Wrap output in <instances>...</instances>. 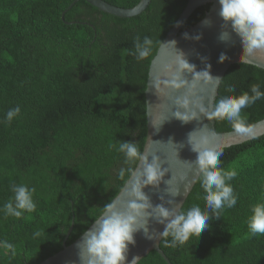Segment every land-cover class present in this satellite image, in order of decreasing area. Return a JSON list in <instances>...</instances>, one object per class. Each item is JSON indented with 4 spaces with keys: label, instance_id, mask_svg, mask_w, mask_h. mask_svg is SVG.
Segmentation results:
<instances>
[{
    "label": "trees",
    "instance_id": "1",
    "mask_svg": "<svg viewBox=\"0 0 264 264\" xmlns=\"http://www.w3.org/2000/svg\"><path fill=\"white\" fill-rule=\"evenodd\" d=\"M0 0V264H40L72 244L102 214L129 179L147 137L146 87L158 48L189 0H152L134 17L101 11L86 0ZM131 8L140 0H105ZM211 3L198 7L183 29L201 21ZM67 10V11H66ZM66 11L63 18L62 14ZM151 40L138 59L137 38ZM264 94V69L236 63L217 96ZM19 115L6 120L10 109ZM252 124L264 119V96L241 110ZM218 131L234 130L216 118ZM138 155L127 158L121 143ZM220 169L237 203L209 210V227L184 245L164 237L172 264H264V234L248 227L252 209L264 203V135L220 149ZM198 179L181 211L202 209ZM34 189L36 205L17 218L4 213L14 203L12 187ZM137 264H168L155 250Z\"/></svg>",
    "mask_w": 264,
    "mask_h": 264
},
{
    "label": "water",
    "instance_id": "2",
    "mask_svg": "<svg viewBox=\"0 0 264 264\" xmlns=\"http://www.w3.org/2000/svg\"><path fill=\"white\" fill-rule=\"evenodd\" d=\"M76 1L78 0L69 8ZM86 1L111 15L129 18L144 12L152 0H140L131 8H122L105 0ZM206 3H211V7L204 18L194 26L182 30L191 14ZM220 7L219 0H189L150 64L145 91L147 137L141 155L143 159L140 157L133 173L113 199L119 200L121 209L126 208L128 202L135 199L129 193L132 192L133 182L139 179L146 202L150 205L147 212L151 215L148 216L145 227L135 233L134 243L128 248L126 264H130L134 257H137V264L153 250L168 264H172L161 249L164 237L160 233L164 231L165 225L158 222L153 209L163 206L180 212L200 178L201 172L195 163L197 152L193 151L189 142L190 135L204 134L210 139L214 137L219 150L264 135V119L249 124L254 128L253 138L237 134L234 130L218 131L216 119L211 115L215 110L221 82L231 65L248 63L264 69V55L249 57L247 62L242 60L243 47L240 38L231 25L225 24L220 17ZM66 11L62 14L63 18ZM224 33H227V36L222 39ZM178 58L191 65V71L179 70L176 62ZM166 63L169 67L164 70ZM204 71H208L213 79L207 83L201 79L196 89L189 93L188 88L195 81V73ZM174 77L183 81V85L178 89L171 86L170 82ZM157 81L160 82V88L156 87ZM184 99L188 100L187 106L178 103ZM196 101H199V105ZM201 106L204 111H201ZM177 111L188 114L195 112L196 115L184 121L175 115ZM153 161L159 165L164 175L157 184L143 185L144 168ZM73 225L74 221L63 242V248L40 264H83L82 241L85 233L95 228L96 221L72 244L67 245Z\"/></svg>",
    "mask_w": 264,
    "mask_h": 264
},
{
    "label": "clouds",
    "instance_id": "3",
    "mask_svg": "<svg viewBox=\"0 0 264 264\" xmlns=\"http://www.w3.org/2000/svg\"><path fill=\"white\" fill-rule=\"evenodd\" d=\"M219 15L225 22L230 24L232 30L239 36L243 54L242 60L247 62L249 57L264 55V0H219ZM227 33L222 35V39ZM151 40L147 37L141 43L137 38L135 49L138 59L146 58L150 53ZM224 57L222 56L221 59ZM179 70L191 71L192 66L182 58L177 59ZM169 64H164V70ZM205 83L211 81L213 77L208 71L195 73V81L188 88L189 93L193 92L200 80ZM218 80L219 78H215ZM171 86L180 88L183 81L178 77L171 80ZM156 87L160 88V82H156ZM254 95L242 94L240 96H227L221 98L215 106L212 116L219 119H227L232 123V127L237 134L255 137L254 128L248 125L241 117V110L260 99L262 94L256 85L252 86ZM187 106L188 100L178 101ZM199 105V101H196ZM21 109L15 107L6 114V120L12 121L19 115ZM201 111H204L201 106ZM178 118L188 121L196 113H182L177 111ZM189 142L193 151L197 152L195 161L201 174V187L204 190L203 200L205 207L202 209L198 204H194L186 212H177L175 209L169 210L163 206L153 209L155 218L159 223L165 225L164 231L160 233L162 237L171 236L172 246L184 245L193 236L200 235L209 227V210L217 213L223 208H232L237 200L233 194L232 186L227 183L235 175V172H225L219 167L222 150H219L215 138L210 139L207 135H190ZM120 151L131 159L137 157V147L132 143H121ZM143 159V157H141ZM164 173L158 164L153 161L146 164L143 171V185L157 184ZM183 178V175L181 176ZM13 200L3 205V211L8 216L21 217L24 211L31 212L36 205L32 195L34 189H29L26 185H14ZM135 199L128 202L126 208L121 209L118 199L106 204L102 214L96 220L94 229L85 233L82 241L81 258L83 264H126L129 245L134 243L135 233L145 227L146 220L150 213L147 209L150 205L146 202V197L142 192V184L139 179L133 182L132 192L129 193ZM248 227L253 233L264 234V203L255 205L252 215L248 221ZM137 257H134L130 264H135Z\"/></svg>",
    "mask_w": 264,
    "mask_h": 264
}]
</instances>
